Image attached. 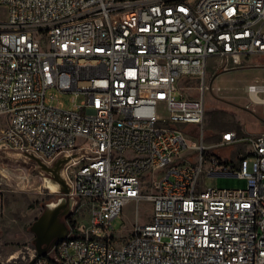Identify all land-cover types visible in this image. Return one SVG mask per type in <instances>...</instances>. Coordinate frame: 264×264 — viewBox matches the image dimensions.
<instances>
[{"label": "built area", "instance_id": "obj_1", "mask_svg": "<svg viewBox=\"0 0 264 264\" xmlns=\"http://www.w3.org/2000/svg\"><path fill=\"white\" fill-rule=\"evenodd\" d=\"M0 6V149L38 159L65 182L64 199L84 200L77 211L70 202L45 244L57 263L44 254L34 264H264V133H222L218 146L248 147L231 170L203 130L189 132L206 116L208 70L264 56V0ZM244 89L264 104V80ZM57 94L83 99L66 108ZM205 175L247 184L209 188ZM142 200L152 202L150 219L136 211L130 232L117 235L113 220Z\"/></svg>", "mask_w": 264, "mask_h": 264}, {"label": "rangeland", "instance_id": "obj_2", "mask_svg": "<svg viewBox=\"0 0 264 264\" xmlns=\"http://www.w3.org/2000/svg\"><path fill=\"white\" fill-rule=\"evenodd\" d=\"M5 11L6 7L0 6V15L1 12L4 15ZM249 61L250 65L245 68L220 72L208 70L206 116L202 125L189 128V132L194 135L203 130L205 142L214 147L219 158L223 161L232 160L229 163L231 170L238 165L239 156L247 152L248 147L245 144L218 146L222 133L228 129L242 135L264 133V104L251 103L244 89L249 82L264 80V56H251ZM51 92L56 93L54 90ZM82 99L80 95L73 98V94H57L55 103L63 102L66 108H74L75 103H80ZM246 158L250 170L254 157L246 154ZM203 182L209 188H244L247 184L245 178L236 175H205ZM58 184L32 157L16 149H0V194L3 198L0 211V261L3 264H27L30 261V255L36 248L37 223L41 221L49 204L64 199L60 188L52 189L50 186ZM66 201L59 215L60 225L65 222L66 214L63 211L70 202L74 204V211L84 202L79 197H68ZM136 211L139 212V220L147 222L151 216L152 202L142 200L139 203H128L123 215L113 220L117 235L130 232ZM87 214L84 208H80L76 216L85 220ZM49 220H45L46 225Z\"/></svg>", "mask_w": 264, "mask_h": 264}, {"label": "bare ground", "instance_id": "obj_3", "mask_svg": "<svg viewBox=\"0 0 264 264\" xmlns=\"http://www.w3.org/2000/svg\"><path fill=\"white\" fill-rule=\"evenodd\" d=\"M50 186L52 189H59L60 188L59 184L55 185V186H53V185H50ZM65 201H66V199H65ZM65 201H64V199H60L59 201L53 202V203L48 205V208H47L46 212L44 213L41 221L39 223H37L38 227L36 228V230L38 231L39 234H41L42 236L48 235V237H50L55 232L59 231L61 226H60L58 220L54 224L53 228L50 230H48V227L45 228L44 225H46L45 220L47 218H50V220H49V223H50V221L53 217L54 211L58 210L61 207L65 208V206L67 204L66 203L67 201L66 202ZM49 223H48V225H49ZM47 230H48V232H47ZM45 261H48L49 263H57V256L55 254H52V251H45Z\"/></svg>", "mask_w": 264, "mask_h": 264}, {"label": "water", "instance_id": "obj_4", "mask_svg": "<svg viewBox=\"0 0 264 264\" xmlns=\"http://www.w3.org/2000/svg\"><path fill=\"white\" fill-rule=\"evenodd\" d=\"M37 161L41 164V162L37 159ZM59 164L57 165V167H59ZM43 168L46 169V170H50L47 166L43 165ZM53 174H54V179L59 182V184L61 185V191L64 192V193H67L68 192V188L65 184V182L58 176L57 174V171L56 170H53ZM63 208H59L58 210L54 211L53 213V217L49 223V225H46V227H48V230L52 229L54 224L56 223V221L59 219V215H60V212ZM61 226V225H60ZM61 228L59 229L58 232H55L53 235H51L50 237H48V235L46 236H42L41 234L37 232V238H36V253H35V256L32 257L30 259V261L27 263V264H34L35 261L38 259V257L42 256L45 254V251H46V248H45V244L48 242V240L50 238H52L53 236H56L57 234H60L61 233ZM47 230V232H48ZM59 237V236H58ZM0 264H3L1 261H0Z\"/></svg>", "mask_w": 264, "mask_h": 264}]
</instances>
